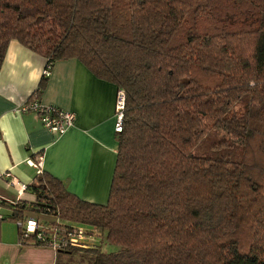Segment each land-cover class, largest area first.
Returning <instances> with one entry per match:
<instances>
[{
	"label": "trees",
	"instance_id": "1",
	"mask_svg": "<svg viewBox=\"0 0 264 264\" xmlns=\"http://www.w3.org/2000/svg\"><path fill=\"white\" fill-rule=\"evenodd\" d=\"M11 40L124 101L104 203L41 171L3 220L95 233L69 264H264V0H0V64Z\"/></svg>",
	"mask_w": 264,
	"mask_h": 264
},
{
	"label": "crops",
	"instance_id": "2",
	"mask_svg": "<svg viewBox=\"0 0 264 264\" xmlns=\"http://www.w3.org/2000/svg\"><path fill=\"white\" fill-rule=\"evenodd\" d=\"M45 63V57L11 40L0 64V172H10L15 182L0 177L3 217L11 214L9 204L35 201L27 186L41 171L61 180L82 200L100 204L108 196L117 153L118 89L76 58L54 61L43 77ZM42 79L44 86L37 92ZM33 93L43 104L73 112L72 126L55 134L35 113L20 110ZM25 216L52 219L32 211ZM70 259L50 247L19 244L15 222L0 220V264H69Z\"/></svg>",
	"mask_w": 264,
	"mask_h": 264
},
{
	"label": "built area",
	"instance_id": "3",
	"mask_svg": "<svg viewBox=\"0 0 264 264\" xmlns=\"http://www.w3.org/2000/svg\"><path fill=\"white\" fill-rule=\"evenodd\" d=\"M52 63L46 62L43 69V76H48L51 70ZM124 95L123 92L118 90L116 98V114L117 123L115 131L120 129V121L122 116ZM22 111H31L35 113L41 124L55 134L64 133L70 126H72L75 115L73 112L58 108L56 106L43 104L33 93L28 100L21 106ZM30 164L34 167L40 166V162L34 163L30 161ZM0 177L9 179L7 183L14 184V179L10 172H0ZM24 188V185L21 186ZM3 219V215L0 214V220ZM15 224L21 233L23 238L28 237L30 234H35L36 238L44 242L46 247H50L54 250L66 249L69 247H89L93 245L97 240V235L94 233L88 235L86 229L78 227L70 228H45L38 219L35 217H26L23 220L15 221Z\"/></svg>",
	"mask_w": 264,
	"mask_h": 264
},
{
	"label": "rangeland",
	"instance_id": "4",
	"mask_svg": "<svg viewBox=\"0 0 264 264\" xmlns=\"http://www.w3.org/2000/svg\"><path fill=\"white\" fill-rule=\"evenodd\" d=\"M98 239L96 240V243H98ZM101 250L104 252H116L117 251V247L116 246H112L109 245L107 243H103L101 246Z\"/></svg>",
	"mask_w": 264,
	"mask_h": 264
}]
</instances>
